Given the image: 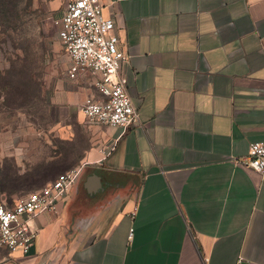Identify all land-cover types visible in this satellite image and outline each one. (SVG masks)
Returning <instances> with one entry per match:
<instances>
[{
    "label": "crops",
    "instance_id": "obj_1",
    "mask_svg": "<svg viewBox=\"0 0 264 264\" xmlns=\"http://www.w3.org/2000/svg\"><path fill=\"white\" fill-rule=\"evenodd\" d=\"M100 2L139 122L89 138L64 167L81 186L0 264H264V172L242 164L264 141V0Z\"/></svg>",
    "mask_w": 264,
    "mask_h": 264
},
{
    "label": "rangeland",
    "instance_id": "obj_2",
    "mask_svg": "<svg viewBox=\"0 0 264 264\" xmlns=\"http://www.w3.org/2000/svg\"><path fill=\"white\" fill-rule=\"evenodd\" d=\"M65 3L0 0V91L6 94L0 129L20 131L0 138V196L16 198L55 179L106 128L85 118L84 90L67 76L69 61L56 24ZM80 193L78 202L84 200Z\"/></svg>",
    "mask_w": 264,
    "mask_h": 264
},
{
    "label": "built area",
    "instance_id": "obj_3",
    "mask_svg": "<svg viewBox=\"0 0 264 264\" xmlns=\"http://www.w3.org/2000/svg\"><path fill=\"white\" fill-rule=\"evenodd\" d=\"M56 24L69 61V80L89 77L95 91L82 103L85 118L122 129L137 124L139 114L127 92V80L120 73L128 55L119 48L114 21L103 15L100 0H66ZM242 164L264 172V141L249 145ZM79 173L80 169H69L19 197L0 196V250L28 254L41 234L38 217L57 212ZM241 263L240 257L236 264Z\"/></svg>",
    "mask_w": 264,
    "mask_h": 264
},
{
    "label": "trees",
    "instance_id": "obj_4",
    "mask_svg": "<svg viewBox=\"0 0 264 264\" xmlns=\"http://www.w3.org/2000/svg\"><path fill=\"white\" fill-rule=\"evenodd\" d=\"M4 87L3 86H0V90L3 89ZM2 91H0V100H2V102H5L6 101V94H3L1 95ZM3 106H6V104H3Z\"/></svg>",
    "mask_w": 264,
    "mask_h": 264
}]
</instances>
